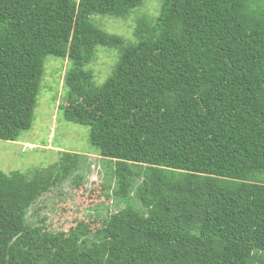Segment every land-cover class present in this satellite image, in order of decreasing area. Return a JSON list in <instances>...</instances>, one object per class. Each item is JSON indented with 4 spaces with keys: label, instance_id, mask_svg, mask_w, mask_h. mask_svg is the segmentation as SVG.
Listing matches in <instances>:
<instances>
[{
    "label": "trees",
    "instance_id": "16d2710c",
    "mask_svg": "<svg viewBox=\"0 0 264 264\" xmlns=\"http://www.w3.org/2000/svg\"><path fill=\"white\" fill-rule=\"evenodd\" d=\"M143 3L0 0V140L32 127L47 57L68 60L59 109L90 127L126 203L54 232L30 210L82 155L0 171V264H264V0H162L129 45L92 21ZM97 46L120 51L102 84Z\"/></svg>",
    "mask_w": 264,
    "mask_h": 264
},
{
    "label": "rangeland",
    "instance_id": "374dc122",
    "mask_svg": "<svg viewBox=\"0 0 264 264\" xmlns=\"http://www.w3.org/2000/svg\"><path fill=\"white\" fill-rule=\"evenodd\" d=\"M161 3L162 0H144L126 19L96 14L92 21L120 35L129 45L136 42L138 19L146 15L155 19ZM119 57L118 49L96 47L95 57L86 68L93 70L97 84H102L112 74ZM68 66V60L53 55L47 57L32 127L23 131L18 140H0V171L7 174L20 171L31 176L37 168L60 161L64 151L82 155L81 165L74 174L38 197L30 210L29 218L33 222L46 219L45 223L54 232H67L79 220L97 229L105 216L126 205L117 192L119 177L115 174L114 161L99 155L98 148L90 142L89 126L67 121L59 109L65 101L64 79ZM134 169L144 170V166ZM77 176H83L79 183ZM132 203L139 204L135 198Z\"/></svg>",
    "mask_w": 264,
    "mask_h": 264
}]
</instances>
